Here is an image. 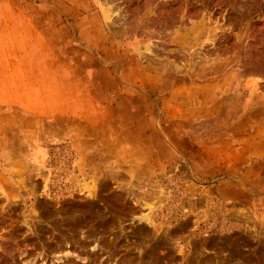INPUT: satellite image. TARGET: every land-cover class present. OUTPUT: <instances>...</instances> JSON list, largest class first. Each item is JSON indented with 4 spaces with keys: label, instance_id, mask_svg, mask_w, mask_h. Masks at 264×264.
I'll use <instances>...</instances> for the list:
<instances>
[{
    "label": "rangeland",
    "instance_id": "rangeland-1",
    "mask_svg": "<svg viewBox=\"0 0 264 264\" xmlns=\"http://www.w3.org/2000/svg\"><path fill=\"white\" fill-rule=\"evenodd\" d=\"M7 22L98 99L50 140L19 104L41 79L0 93V264H264V0H0Z\"/></svg>",
    "mask_w": 264,
    "mask_h": 264
},
{
    "label": "crops",
    "instance_id": "crops-1",
    "mask_svg": "<svg viewBox=\"0 0 264 264\" xmlns=\"http://www.w3.org/2000/svg\"><path fill=\"white\" fill-rule=\"evenodd\" d=\"M17 11V6L11 7V13H18ZM25 24L28 29L29 26H35L34 22L21 24L7 22L0 24V31H2L0 33V46L6 45L11 48L7 52H2L0 49V93L16 92L19 79H41L39 85L41 88L36 87L33 80L28 83L26 91L21 90L22 93L27 94V99H25L26 101H21L19 104L22 106V109L35 110V115L31 113L28 115L36 116L37 122L46 119V130L43 132L46 134V139L54 140L52 137L59 138L67 133L66 121L68 117L73 116V110L75 111L78 108L73 100L77 101L79 99L82 103V110H87L91 108L87 104H93L98 97L94 96L87 87L88 79L81 81L76 79V82L73 81L75 87L79 89L78 92L73 93H79V95H74L67 89L66 81L73 79L74 76L70 73L71 75L68 77L66 65L61 63L60 57L50 54L47 49L48 43L44 33L38 32L39 36L36 41H34V38H27V36V48L21 53L18 48V26ZM42 25L45 26L46 24ZM35 97L36 100L40 98L42 104H38L40 102L38 101L35 105H29V102ZM84 105L87 107H84ZM70 106L73 110L67 111ZM25 118L27 119V117ZM37 122L35 124L39 125Z\"/></svg>",
    "mask_w": 264,
    "mask_h": 264
}]
</instances>
